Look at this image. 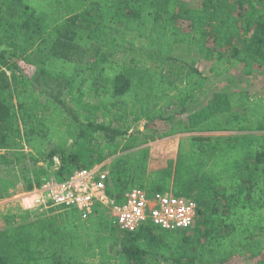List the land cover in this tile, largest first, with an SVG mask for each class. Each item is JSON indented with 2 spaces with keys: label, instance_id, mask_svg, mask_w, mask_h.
Returning a JSON list of instances; mask_svg holds the SVG:
<instances>
[{
  "label": "trees",
  "instance_id": "16d2710c",
  "mask_svg": "<svg viewBox=\"0 0 264 264\" xmlns=\"http://www.w3.org/2000/svg\"><path fill=\"white\" fill-rule=\"evenodd\" d=\"M179 1L0 0V166L31 161L22 175L31 190L55 158L64 178L116 156L110 193L171 190L198 204L196 222L180 231H122L101 208L84 222L61 208L22 220L5 215L0 264H224L236 255L264 264V99L216 91L185 118L164 114L195 103L206 81L173 55L175 45L211 60L215 76L236 65L246 76L264 68V0ZM13 56L65 97L32 90ZM177 134L184 135L165 168L148 170V148L130 152Z\"/></svg>",
  "mask_w": 264,
  "mask_h": 264
},
{
  "label": "built area",
  "instance_id": "2783aa9c",
  "mask_svg": "<svg viewBox=\"0 0 264 264\" xmlns=\"http://www.w3.org/2000/svg\"><path fill=\"white\" fill-rule=\"evenodd\" d=\"M55 164L57 170L56 158ZM108 179L109 171L103 164L77 168L64 178H58L55 170H50L38 187L24 194L28 198L24 207L40 211L76 210L81 221L101 208L111 227L126 232H137L148 224L167 231H180L196 222L198 204L192 197L176 195L170 190L148 193L136 187L110 193Z\"/></svg>",
  "mask_w": 264,
  "mask_h": 264
},
{
  "label": "rangeland",
  "instance_id": "374dc122",
  "mask_svg": "<svg viewBox=\"0 0 264 264\" xmlns=\"http://www.w3.org/2000/svg\"><path fill=\"white\" fill-rule=\"evenodd\" d=\"M231 1H235V0H231ZM179 2H180V5H183L186 7H201L199 0H180ZM183 26H186V23H183ZM209 45L210 47L216 48L218 50H223L225 48V46L221 42H218V41H211ZM3 48L4 47H0V49H3ZM172 53L174 56H178L181 59L187 60L188 62L194 64L206 76L205 86L199 92L198 97H197L198 99L195 103L188 104L183 110H180V108L176 106L170 107L168 109H164L165 116H168V115L173 116V119H172L173 122L176 120V118H180V117L185 118L188 112L204 104L207 101V99H209L213 95L215 91L231 92L233 90H241V91H247L253 96L261 97L264 99V68H258L254 71V73L251 76H246L243 73L242 65H236V66L229 67L228 70L222 75L215 76L209 71V68L212 66V61L203 58L191 46H187L185 44L175 45L172 48ZM87 54H92V53H87ZM5 56L9 57V54H5ZM10 58L12 62H15V64L17 65L22 75L32 81L33 85L30 87L32 90H34L35 92H38L39 89H43L46 91V94L51 93L56 96H60L61 98L65 97V93L61 91L58 87H56L55 83L48 81L47 79L42 77L37 66L23 61L20 56H13ZM7 74L10 75L11 71L7 70ZM157 122H158L157 127L159 128V132H162L165 129L163 125L165 122L163 121H157ZM143 124L144 122H139L133 125V127L142 128ZM166 138L170 140H173V139L177 140L180 138V135L177 134V135L167 136L165 138L164 137L156 138L137 148L131 149L130 152H134V150H137L138 148L147 149L148 146L151 145L152 147L155 148L156 153H159L160 147H161L160 142ZM149 148L151 147L149 146ZM122 156H123L122 158H124V157H127L128 155H122ZM115 159H117V157L113 156V157H110L104 160L100 164H103L104 168L109 170V166L111 165V162H114ZM39 165L45 167V164L43 162H40ZM56 165L57 164H54L50 168V170L56 171L55 169ZM26 166L31 168L33 167V164L31 161L27 160L25 161L24 164L0 166V184L4 188L3 196L0 197V199L4 197H10L11 195L19 192L20 189L24 187L22 175H23V170L26 168ZM15 210L16 208L14 209V211ZM26 210H29V209H26ZM61 211L58 209L54 212H61ZM49 213L50 212L48 210L40 211L39 208H36V209H32L31 213L28 216L24 213L20 214L18 219L22 220L27 217L33 218L37 216L47 215ZM103 216L104 218H107V214L105 213L104 210H103ZM156 228L158 230H161V228L159 227H156ZM116 248H119V246H117ZM258 259L259 257L251 258L248 255H245V256L236 255V256H233L228 263H224V264H253ZM196 264H201V263H196Z\"/></svg>",
  "mask_w": 264,
  "mask_h": 264
},
{
  "label": "crops",
  "instance_id": "0c3cea01",
  "mask_svg": "<svg viewBox=\"0 0 264 264\" xmlns=\"http://www.w3.org/2000/svg\"><path fill=\"white\" fill-rule=\"evenodd\" d=\"M233 91H241V90H233ZM204 104L196 107V109L203 106ZM179 135L181 138L184 134H179ZM180 138L177 140L175 139L170 140L168 138L163 139L160 142L161 147L159 153H156L155 148L149 145L151 148H149L148 146L149 154H148V159L146 161L148 170H157V169L165 168L167 166V161L169 159H175L178 148V142ZM26 192L28 191L24 189V187H22L19 192L11 195L10 197H4L0 199V228H3L5 226V220H4L5 215L12 214L15 215L16 219H18L20 214L31 213L32 209L26 210V208L24 207L26 201L25 199L28 200V198L24 197V194ZM15 208L16 210L14 211Z\"/></svg>",
  "mask_w": 264,
  "mask_h": 264
}]
</instances>
